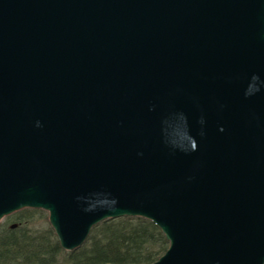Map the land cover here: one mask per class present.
Instances as JSON below:
<instances>
[{
  "label": "water",
  "instance_id": "obj_1",
  "mask_svg": "<svg viewBox=\"0 0 264 264\" xmlns=\"http://www.w3.org/2000/svg\"><path fill=\"white\" fill-rule=\"evenodd\" d=\"M62 248L150 219L151 264H264V0H0V221Z\"/></svg>",
  "mask_w": 264,
  "mask_h": 264
},
{
  "label": "trees",
  "instance_id": "obj_2",
  "mask_svg": "<svg viewBox=\"0 0 264 264\" xmlns=\"http://www.w3.org/2000/svg\"><path fill=\"white\" fill-rule=\"evenodd\" d=\"M169 241L150 220L122 217L95 226L87 243L65 251L40 209H23L0 223V264H150Z\"/></svg>",
  "mask_w": 264,
  "mask_h": 264
},
{
  "label": "rangeland",
  "instance_id": "obj_3",
  "mask_svg": "<svg viewBox=\"0 0 264 264\" xmlns=\"http://www.w3.org/2000/svg\"><path fill=\"white\" fill-rule=\"evenodd\" d=\"M5 219V218H4ZM4 219L2 220V222H4Z\"/></svg>",
  "mask_w": 264,
  "mask_h": 264
}]
</instances>
